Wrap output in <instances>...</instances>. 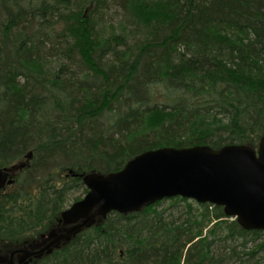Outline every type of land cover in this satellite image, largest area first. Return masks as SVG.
Returning a JSON list of instances; mask_svg holds the SVG:
<instances>
[{
    "label": "trees",
    "instance_id": "16d2710c",
    "mask_svg": "<svg viewBox=\"0 0 264 264\" xmlns=\"http://www.w3.org/2000/svg\"><path fill=\"white\" fill-rule=\"evenodd\" d=\"M263 134L264 0H0V166L33 152L21 174L34 178L0 195V243L56 225L76 174ZM171 199L187 217H164L161 202L113 212L37 264H251L264 252L248 246L264 232L221 207L196 216Z\"/></svg>",
    "mask_w": 264,
    "mask_h": 264
},
{
    "label": "water",
    "instance_id": "95a60500",
    "mask_svg": "<svg viewBox=\"0 0 264 264\" xmlns=\"http://www.w3.org/2000/svg\"><path fill=\"white\" fill-rule=\"evenodd\" d=\"M84 181L88 193L61 219L72 226L53 234L39 256L93 225L98 217L112 211L140 212L176 196L224 206L225 213L237 216L244 229H264V136L258 149L246 145L220 149L196 145L149 150L128 161L120 171L93 172Z\"/></svg>",
    "mask_w": 264,
    "mask_h": 264
},
{
    "label": "bare ground",
    "instance_id": "6f19581e",
    "mask_svg": "<svg viewBox=\"0 0 264 264\" xmlns=\"http://www.w3.org/2000/svg\"><path fill=\"white\" fill-rule=\"evenodd\" d=\"M103 8L106 9L105 13L107 15L108 14H111L112 15L111 10H116V12H118L120 14V12L116 9V7L113 4L110 5L108 8L107 7H103ZM87 12H88V9H86V13L85 14H87ZM263 136H264V134L261 136V138ZM261 138L259 139L257 145L239 144V143L228 144V145H246V146H251V147H254V148L258 149V145H259V142H260ZM197 146H209V145H197ZM224 146H226V145H224ZM209 147H211V146H209ZM175 148H177V147H175ZM186 148H188V147H186ZM211 148L214 149L213 147H211ZM152 150H154V149H152ZM140 154H142V153H140ZM140 154H138V155H140ZM32 156H33V152H29V153L25 154V156L23 157V159L17 160L15 162H13L12 164L8 165V166H0V170L2 171V174L0 176V195H2L4 197L5 196H8V194L12 192L11 189H13L14 186H15V188L13 190L16 191L20 187H23L22 184H25L26 185L27 191H29V192L30 191H33L34 178L33 177L32 178L30 177L29 179L26 178V180H24L23 179L24 176L22 175L23 174L22 172L31 164V160H32L31 158H32ZM125 165H124V167H125ZM93 172L98 173L96 171H91V172H86V173L83 172V173H80V174H76L75 175V177H78V178L81 179V184L79 185V187H81V188L82 187H86L87 188L86 194L88 193L89 189H88V187H87V185H86V183L84 181V177L87 174H90V173H93ZM35 173L37 174L39 172L37 171ZM40 173H42V172H40ZM101 174H103V173H101ZM79 187H77V188H79ZM86 194H85V196H86ZM176 197H181V198L187 199V200H194V199H190V198H184L182 196H176ZM83 198H81V199H83ZM172 198H174V197H172ZM81 199H76V201H74L68 208H65L64 207V209L61 211V213L59 215V218L57 220V224L54 225L53 227L49 228L48 231H46L45 233H41L40 235H38V236H36L34 238L27 239V240L21 242L20 244H13V243H3L2 244V243H0V251L7 252L8 253L7 256L10 259L8 264H10V263L11 264H14L13 257L19 251L20 252H23V254L25 255L24 258H26V264H37L39 262H42L46 257L50 256L53 252H55L56 250H59L64 243H67V244L70 243L72 239H74L77 235H79V233H81L85 229H90V228H92L94 226H97L99 224V221L106 219L107 217H109V215L111 213L115 212V211H112V212H110L105 217H103V216L98 217L96 219V222L93 225H91L89 227H84L77 235L73 236L70 240H64V241L61 242V244L59 246H54L53 249H52V252H50V253L44 252L43 255L39 256L38 255L39 252L41 251L42 248H44L51 241L53 234L58 233L59 231H63L65 228H69V227L72 226L71 224H65L64 221L61 222V219L63 217V213L65 211H67L68 209H70L74 203L80 201ZM165 199H171V198H165ZM165 199H163V200H165ZM163 200H161V201H163ZM161 201H158V202H161ZM158 202H156V203H158ZM199 204H212V203H209L208 202V203H199ZM212 205H214V204H212ZM64 206H65V204H64ZM214 206H218V205H214ZM218 207H221L223 209V212H224V214H225L226 217H228L231 220H235L238 223V225L242 229H244L243 226L239 223L237 216L227 215L225 213L224 206H218ZM146 208H148V207H146ZM116 213L121 214V215H127V213L126 214L119 213V212H116ZM134 213H136V212H134ZM128 214H130V213H128ZM244 230H246V229H244ZM246 231H263L264 232V229H250V230H246ZM23 247H24L23 250H15V249L23 248ZM11 250H15V251L10 252ZM31 252L32 253H35L36 252V253L35 254H32ZM237 252H238V254H239L240 257H242L245 254V253L243 254L240 250L237 251ZM245 252H246V250H245ZM11 253H13L12 256H11ZM28 258H32L30 262L27 261ZM0 259H2V258H0ZM251 259L253 260L255 258H251ZM183 262H184V260H183ZM255 263H258V262H255Z\"/></svg>",
    "mask_w": 264,
    "mask_h": 264
},
{
    "label": "rangeland",
    "instance_id": "374dc122",
    "mask_svg": "<svg viewBox=\"0 0 264 264\" xmlns=\"http://www.w3.org/2000/svg\"><path fill=\"white\" fill-rule=\"evenodd\" d=\"M111 14H108L107 18L108 19H119V13L116 12V10H111ZM116 13V14H115ZM108 29H111L108 26ZM117 137L116 132L111 133V137ZM114 137V138H115ZM86 187H79V188H74L71 190L67 196H66V202H65V208H68L76 199H81L85 196L86 194ZM189 203L192 204L194 210V213H196V216H200L201 207L198 202L195 200H188ZM159 203V202H158ZM157 204V203H156ZM188 202L182 201V200H172V199H165L161 201L160 205L156 207V210L159 212H162L164 217H187V211H188ZM111 217H115L112 215ZM264 240V236L258 238V239H253L251 242H249L248 246L252 248V246H255L259 243H261ZM259 251V250H258ZM248 256L246 255L243 258H247ZM241 258V257H240ZM251 264H264V252L259 251L255 259L250 261ZM258 262V263H255ZM250 264V263H249Z\"/></svg>",
    "mask_w": 264,
    "mask_h": 264
},
{
    "label": "flooded vegetation",
    "instance_id": "af4514ba",
    "mask_svg": "<svg viewBox=\"0 0 264 264\" xmlns=\"http://www.w3.org/2000/svg\"><path fill=\"white\" fill-rule=\"evenodd\" d=\"M23 248H19V249H15V250H23ZM15 250H11L10 252L12 251H15ZM7 252H3V251H0V264H8L9 263V257L7 256ZM7 256V257H6ZM25 255L23 254V252H17L14 257H13V262L14 264H26V258H24ZM32 258H28L27 261L30 262Z\"/></svg>",
    "mask_w": 264,
    "mask_h": 264
}]
</instances>
